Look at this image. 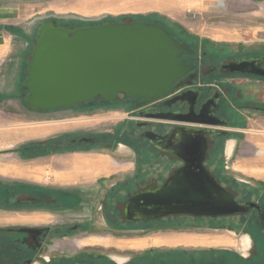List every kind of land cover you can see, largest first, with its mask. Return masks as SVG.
I'll list each match as a JSON object with an SVG mask.
<instances>
[{"label":"flooded vegetation","instance_id":"flooded-vegetation-1","mask_svg":"<svg viewBox=\"0 0 264 264\" xmlns=\"http://www.w3.org/2000/svg\"><path fill=\"white\" fill-rule=\"evenodd\" d=\"M175 37L193 50L181 55L184 57L181 61L193 67L177 82L174 92L147 103H141L143 97L126 98L120 94L115 101L96 98L89 105L80 104L72 108L73 111L97 114L119 110L123 113L119 117L121 122L110 123L107 129L65 130L52 136L46 146L22 150V154L33 153L26 156L29 159L55 158L51 163L44 160L34 163L42 177H17L3 183L5 201L0 203V217L10 215V219L0 218V264H264V193L249 196L248 190L234 186L230 174L217 170L222 157L218 152L226 137L239 132L230 127L239 122L242 109L264 111L263 105L246 103L233 82L245 77L264 80V76L231 72L227 64L250 59L255 64L249 68L264 71V46L245 50L235 47L234 52L225 57L226 52L220 51V46L212 49L206 45L207 49L200 52L195 45ZM23 89L20 94L24 98L27 90ZM91 105H94L92 109ZM189 131L206 138L204 165L218 182L228 188L240 204L256 202L260 212L252 207L218 217L190 213L160 217L126 214L130 197L160 187L184 165L174 149L180 137ZM41 148L48 151L42 152ZM76 153L103 154L115 160L89 170L96 164L88 156L76 155L71 160L79 171L67 174L54 169L56 164L66 166L69 161L66 158ZM184 216L209 221L235 217L242 220L252 242L250 251L162 245L139 249L125 261H119L116 252L104 251L98 246L101 244L90 242L91 238L103 236L116 239L119 231L145 230L167 218L179 220ZM103 225L107 230H103ZM226 249L229 250L223 251Z\"/></svg>","mask_w":264,"mask_h":264},{"label":"rangeland","instance_id":"rangeland-1","mask_svg":"<svg viewBox=\"0 0 264 264\" xmlns=\"http://www.w3.org/2000/svg\"><path fill=\"white\" fill-rule=\"evenodd\" d=\"M186 1L21 0L20 6L22 9L20 11L16 9L17 12L15 14L14 12L10 14L14 18L9 19L8 16L10 15L6 13L0 15H5L4 22L15 20L22 24L11 25L15 30H22V33H29L37 29L38 23L52 18L58 23L73 26L79 23L92 24L109 20L164 22L171 28L173 24H178V27L182 26L185 32L200 38L201 42L198 47L200 52L203 51V48H206V45L212 49L220 46V51L225 50L224 52H226L225 54L223 53L225 57L232 54L234 52L232 50L235 47L245 50L256 48L260 45L264 46V1L257 3L246 0H193L194 4H188ZM219 1H226V3L220 4ZM188 10L197 12L196 17L189 14ZM33 14L38 17L37 22L34 24L29 23L34 20L29 18ZM17 16L18 18H16ZM180 28L172 29L181 35L182 30ZM2 29L5 28L0 25V30ZM10 31L12 32L13 30ZM35 39L36 37L32 38L30 51L24 60L21 72L22 78L24 77L23 72L27 67L26 64L29 61ZM7 45L0 46V95L2 96L0 98V180H4L0 181V203L2 204L5 201L3 197L5 186L3 183L7 179L29 178L34 171H40L35 167V162L42 160L51 162L55 158L48 156L29 159L26 153H24L22 158L21 151L15 152V148L23 144V148L26 150L25 147L31 142L42 143L38 148L46 146L49 141L47 140L48 138H41L47 137L49 134L61 133L65 130L93 131L99 127L100 129H107L110 123L121 122L119 117L123 114L116 109L109 113L88 114L86 112H76L69 108L61 109V115L53 118V115L50 114L52 113L51 111L38 110L36 112L31 110L25 103L24 98L19 94L22 89L20 90L19 88V99H14L15 97L12 98L13 96L11 95L14 92H11V90H15L17 86L14 81L15 74L19 68V61L14 59V55L22 54L20 51L27 48L28 42L25 43L21 37L7 35ZM8 48H12V50L10 49L12 52L9 53V57L6 56ZM2 50L4 51L3 54H1ZM216 53L220 52L217 51ZM2 73L12 75L6 77V75L2 76ZM233 82L238 86L240 97H245L246 103L264 106V80L245 77L233 80ZM89 104L90 102L85 105ZM91 106L90 108L92 109L94 105ZM242 111L239 122L232 123L235 126L230 127L239 132H233L226 137L224 145L222 144V150L218 152L222 157L220 162H218L217 170L230 174L235 187L240 186L249 191V196H255L258 193H264V111L243 109ZM46 151L48 150L45 149L42 152ZM30 154L33 156V153ZM86 156L89 157L91 155ZM39 175L38 177H42V173H39ZM253 188L258 189L257 191H250ZM8 217L10 218V216ZM103 230H107L105 225H103ZM248 233V228L243 226V221L236 217L209 221L199 217L184 216L179 220L167 218L163 223L145 230L134 232L119 231L116 239L103 236L100 239L91 238L90 242L101 244L98 246L104 251L116 252L119 261H125L129 254L142 249L131 243L130 239L134 238L152 239V245L143 247L149 248L159 246L155 245L159 243L158 237L193 235L200 238H198V241H194L195 245L189 246V248L206 246L218 249L229 248L232 251L247 253L252 245L251 240L248 238ZM185 246L182 245V247Z\"/></svg>","mask_w":264,"mask_h":264},{"label":"water","instance_id":"water-1","mask_svg":"<svg viewBox=\"0 0 264 264\" xmlns=\"http://www.w3.org/2000/svg\"><path fill=\"white\" fill-rule=\"evenodd\" d=\"M192 51L162 23L109 20L64 26L52 18L40 25L30 52L22 81L27 90L24 101L31 109L41 111L74 108L96 98L115 101L120 94L126 98L143 97L141 103L151 102L177 89V82L193 67L184 64L181 55ZM254 62L237 60L227 66L231 72L264 76V71L249 68ZM206 149L202 135L184 133L174 149L184 165L160 187L130 197L126 214L218 217L252 207L260 212L256 202L240 204L218 182L204 165Z\"/></svg>","mask_w":264,"mask_h":264},{"label":"crops","instance_id":"crops-1","mask_svg":"<svg viewBox=\"0 0 264 264\" xmlns=\"http://www.w3.org/2000/svg\"><path fill=\"white\" fill-rule=\"evenodd\" d=\"M20 1L21 0H3L0 2V14L2 13H6V14H11L14 12V14L17 12L16 9H18L20 11L21 6H20ZM188 4H194V1L193 0H187L186 1ZM220 4H225L224 1H219ZM192 12L191 10H188V13ZM195 13V12H193ZM197 15V12L195 13ZM8 16V15H6ZM16 16V15H15ZM5 15H0V25L3 26L5 29H2L0 30V46H5L7 45V35H10L11 37H21L23 39V41L26 43L28 42V46L27 48L23 49L20 51V53L22 54H18V55H14V59L18 60L19 61V68H18V72L15 74V84H17V86L15 87V90H11V92H13L11 95L13 96L12 98L14 99H19L20 98V95H18V92H19V88L21 90V85H22V81L24 79H22V75H21V72H22V66H23V63H24V60L26 58V55L28 54V52L30 51V47H31V40L32 38L34 37H37L38 36V32H39V27L40 25L44 22H41V23H38V27L37 29H34L33 31H30L29 33L28 32H25V33H22L20 29H13V31L11 32L10 30L11 29H8L7 27H11L12 26H17V25H22V24H19V22H16L15 20L14 21H7V22H4L3 19H4ZM196 17V16H195ZM9 19L11 18H14V16L10 15L8 16ZM18 18V16L16 17ZM30 19H34V20H31V22L29 23H35L37 22V18L34 14L32 16L29 17ZM7 25V26H5ZM16 31V32H15ZM36 40V39H35ZM27 45V44H26ZM8 46V45H7ZM10 47V46H9ZM12 48H8V50L6 51V56L9 55L10 52H12L11 50ZM4 51L2 50L1 54H3ZM9 57V56H8ZM7 58V57H6ZM3 75H6V77H10L11 75H9V73H2V76ZM9 94V93H8ZM7 98V96H6ZM32 110V109H31ZM60 111L59 112H53L51 111L53 115V118L54 117H58L60 116L61 114V109H59ZM36 112H38V110H34ZM52 121H55V120H52ZM58 134V133H57ZM56 134H49V136L47 137H44V138H41V139H46L48 138L47 140H50L52 136H54ZM23 144H21L18 148H15L14 151L17 152V151H21L22 153V150L24 149L23 148ZM76 155H83V156H86L85 154H81V153H76L75 155H73L72 157L70 158H66V159H69L68 161V164H66V166H63L61 164H56L54 165V169L58 170V171H65L67 174L68 173H71L73 171H79V170H76V167L72 164V158ZM24 156V153L21 154V157L23 158ZM89 160L92 162V163H95L96 165H92V167L89 169V170H92V169H99L101 168L103 165L105 166L106 164L114 161L115 159L111 156H107V155H103V154H97V155H91L88 157ZM51 163V162H50ZM39 171L36 170L32 173L31 176H29V178H33V177H38L40 176L39 175ZM10 215H4L1 218V220H9L10 218L8 217ZM23 219H26L25 217H23ZM198 238H200L199 236H190V237H184V236H179V235H173V236H163V237H158V241L159 243L158 244H155V245H168V246H177V245H187V246H193L195 245L194 244V241H198ZM98 239V238H97ZM131 240V243H133V245L135 246H139L141 248L143 247H146V246H150L152 245L151 241L152 239H148V238H142V239H130ZM193 240V241H191ZM157 241V240H156Z\"/></svg>","mask_w":264,"mask_h":264},{"label":"trees","instance_id":"trees-1","mask_svg":"<svg viewBox=\"0 0 264 264\" xmlns=\"http://www.w3.org/2000/svg\"><path fill=\"white\" fill-rule=\"evenodd\" d=\"M98 23H102V22H98ZM98 23H92V24H98ZM59 24H61V23H59ZM84 24H90V23H79L78 25H84ZM162 24L172 33V34H174L175 36H177V37H179V38H181L182 40H183V42L184 43H186V44H191V45H195L196 46V49H198V47H199V44H200V42H201V40H200V38H198V37H196V36H194V35H191V34H189L188 32H185L184 31V28L182 27V26H180V27H182V28H180V27H178L179 25L178 24H173V26H172V28H174V29H178V28H180L181 30H182V34L181 35H179L178 34V32H175L171 27H169L168 25H166L164 22H162ZM61 25H64V24H61ZM78 25H76V26H78ZM64 26H73V25H70V24H65ZM8 29H11V30H13V27H7ZM186 33V34H185ZM28 64V63H27ZM27 64H26V66H27ZM27 69V67L25 68V70ZM23 74H24V77L22 78V79H24L25 77H26V73H25V71L23 72ZM23 89V88H22ZM24 90V89H23ZM2 96L0 95V98H1ZM28 106V105H27ZM31 109V108H30ZM32 110H34V109H32ZM41 144L42 143H40V142H31V143H28V145L25 147L26 149H31V148H38V146H41ZM28 155H30V153H27Z\"/></svg>","mask_w":264,"mask_h":264},{"label":"bare ground","instance_id":"bare-ground-1","mask_svg":"<svg viewBox=\"0 0 264 264\" xmlns=\"http://www.w3.org/2000/svg\"><path fill=\"white\" fill-rule=\"evenodd\" d=\"M189 14H191L193 17H195L194 15H196L195 13H193V12H190Z\"/></svg>","mask_w":264,"mask_h":264},{"label":"built area","instance_id":"built-area-1","mask_svg":"<svg viewBox=\"0 0 264 264\" xmlns=\"http://www.w3.org/2000/svg\"><path fill=\"white\" fill-rule=\"evenodd\" d=\"M194 16H196V15H194Z\"/></svg>","mask_w":264,"mask_h":264}]
</instances>
